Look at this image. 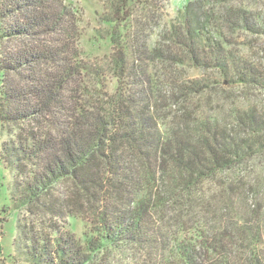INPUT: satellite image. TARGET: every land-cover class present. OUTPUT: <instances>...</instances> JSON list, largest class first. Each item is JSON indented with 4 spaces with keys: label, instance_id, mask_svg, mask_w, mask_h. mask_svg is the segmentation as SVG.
Segmentation results:
<instances>
[{
    "label": "trees",
    "instance_id": "1",
    "mask_svg": "<svg viewBox=\"0 0 264 264\" xmlns=\"http://www.w3.org/2000/svg\"><path fill=\"white\" fill-rule=\"evenodd\" d=\"M204 1L209 9L205 17L196 11L199 2L189 3L179 22L162 30L149 51L154 65L159 60L169 65L154 66L151 73L129 62L135 55L130 46V0H108L112 18L105 21L111 26L108 36L114 50L93 71L76 45L44 43L56 35L78 40L76 14L63 0H0V124L14 125L18 140L2 145L3 159L19 177L14 208L42 202L44 194L66 180L90 192L100 184V168L108 174L103 181H110V176L122 180L106 183L113 186V193L120 191L121 183L135 191L127 215L104 211L81 237L73 230L62 235L54 225L49 227L53 234L29 238L30 226L23 227L18 219L21 239L27 237L23 247L27 262L91 264L102 251L127 243L158 249L161 241L146 231L150 209L159 213L183 193L189 198L206 179L215 181L225 173L231 177L220 187L223 195L238 198L241 190L264 199V167L259 161L255 168L250 165L264 156V111L247 107L223 131L218 117L202 115L195 122L196 136L177 132L166 119L150 115L161 98L158 81L173 78L174 68L180 66L216 69L229 83L235 73L240 83L264 88V74L258 75L246 54L233 49L236 34H264V20L245 6ZM160 41L176 44L180 52L170 55L171 49ZM45 65H53L57 73ZM103 72L115 81L114 94L108 92ZM196 86L200 87L197 81L193 86L182 80L173 92L182 97L173 98L187 101ZM128 154L138 160L143 185L132 179ZM160 182L169 184V197H164ZM263 209L256 211V220L255 212L232 219L233 232L221 227L216 234L204 219L180 224L161 264H264ZM226 226L230 228L229 223ZM201 250L208 259L200 258Z\"/></svg>",
    "mask_w": 264,
    "mask_h": 264
},
{
    "label": "rangeland",
    "instance_id": "2",
    "mask_svg": "<svg viewBox=\"0 0 264 264\" xmlns=\"http://www.w3.org/2000/svg\"><path fill=\"white\" fill-rule=\"evenodd\" d=\"M63 1L76 14L78 40L74 43L73 39L66 35L62 37L56 35L55 37L45 36L44 43L76 45L80 51L81 59L89 64L93 71L97 66L104 65L105 59L111 56L114 50L108 36L111 26L105 21L112 18L108 0ZM130 2H133L130 8L132 21L130 46L135 51V55L129 62L134 67L142 65L145 69L148 68L151 73L155 71L154 66L167 67L169 65L167 62L163 63L162 60L154 65L150 56L149 50L153 49L160 40L162 30L171 27L173 23H178L184 8L189 3L199 2L195 8L197 13L203 17L207 15L206 11H209L204 0H142L141 3H138V0H130ZM229 4L245 6L252 11L255 17L264 20V0H226L223 3L225 6ZM235 39L237 43L233 47L235 53L246 54L244 56L255 68V72L258 75L264 74V34H243L242 36L236 34ZM160 42L162 44V41ZM162 45L171 49L168 52L170 55L177 51L180 52L177 49L178 46L172 42ZM136 59L139 61L137 64L133 63ZM48 66L45 65L44 68ZM49 67L51 71L57 73L58 70L53 65ZM102 76L106 86L108 85V92L114 94L116 83L110 73L103 72ZM182 80L189 81L193 86L197 81L203 88L196 86L191 90L190 98L187 101L182 99L176 102L173 97H182V95L179 93V95L173 96V92L182 85ZM229 80L231 83L227 79H223L216 69L197 68L193 64L176 67L173 78L168 81L157 80L162 93L157 106L150 111V115L153 113L156 119H166L171 129H175L177 132H186L189 136H196L198 125L195 122L202 115L209 118L218 117L220 128L222 127L223 131V127L234 122L235 115L247 107H256L258 110L264 111V88L255 84L248 86L240 83L235 73L230 76ZM73 83L71 82V84ZM144 111L146 112V108ZM14 127V125L3 127L0 124V264H33L30 260L27 262V258L23 257V247L27 245V237L21 239L18 219L23 227L30 226L26 230L29 238L37 233L53 234L49 227L54 225L58 227L59 233L62 235L73 230L77 237H81L84 232L91 229L92 222L98 221L97 217L104 211L112 214L118 212L119 215H124L129 211L131 207L129 204L135 193L134 189L123 182L126 185L122 183L121 185L126 190H122L120 185V191L113 193V186L106 183H114V180H119L118 184H120L122 180L110 176V181H103L102 179L108 175L105 174L106 169L103 168H100L98 172L99 186L93 187L90 192H84L75 186L73 181H62L50 192L44 194L42 202H35L30 207L17 211L13 205V195L15 179L18 180L19 177L2 157L4 142L9 139L18 142ZM50 133L55 135L53 130ZM127 158L130 159L128 167L132 169L134 183L139 181L140 185H143L138 160L131 154H128ZM154 160L152 159V162ZM258 161L264 167L263 156L260 160L252 161L250 164L252 168H255ZM230 177L229 173H225V177L218 176V180L215 181L206 179L202 185L197 187L196 192L189 194V198L186 196L187 193H183L184 195L176 198L177 202L173 201L167 204L162 210L164 212L159 210V213H154V210L150 209V215L146 220L148 221L146 231L151 237H157L161 241L158 249L149 244L141 247L134 243H127L118 249L111 248L102 251L91 264H161L163 256L169 253L178 226L182 223L189 224L191 221L204 219L209 227L213 228L212 231H216V234L221 233V227L223 232L235 231L230 223L232 219L235 222L240 216H248L249 213H256V211L260 212V209L264 208V199L262 196L257 198L250 192H241V190H238V194H236L238 198H235L234 194L223 195L220 187ZM160 186L164 191V197H169L166 193L170 188L169 184L160 182ZM258 215L259 213H256L253 219L256 220ZM228 223L230 228L226 226ZM17 236L19 244L15 247L14 241ZM262 242H264V238ZM201 251L199 252L200 258L208 259V255L203 250Z\"/></svg>",
    "mask_w": 264,
    "mask_h": 264
}]
</instances>
